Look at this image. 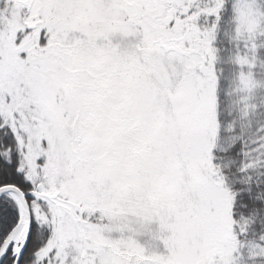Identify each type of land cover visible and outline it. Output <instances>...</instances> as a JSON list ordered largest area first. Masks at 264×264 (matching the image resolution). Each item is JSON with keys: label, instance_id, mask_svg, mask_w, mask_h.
<instances>
[{"label": "snow or ice", "instance_id": "1", "mask_svg": "<svg viewBox=\"0 0 264 264\" xmlns=\"http://www.w3.org/2000/svg\"><path fill=\"white\" fill-rule=\"evenodd\" d=\"M0 264H264V0H0Z\"/></svg>", "mask_w": 264, "mask_h": 264}]
</instances>
